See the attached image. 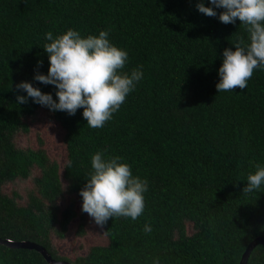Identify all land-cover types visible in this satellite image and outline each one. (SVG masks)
<instances>
[{
  "label": "trees",
  "instance_id": "trees-1",
  "mask_svg": "<svg viewBox=\"0 0 264 264\" xmlns=\"http://www.w3.org/2000/svg\"><path fill=\"white\" fill-rule=\"evenodd\" d=\"M201 0H0V238L42 245L74 264H240L248 244L264 237V185L245 194L247 175L264 165V70L243 91L219 92L223 52L248 35L197 10ZM212 7L209 0H202ZM69 28L82 36L109 32L128 52L124 71L143 78L102 128L83 109L51 111L16 85L30 82L57 100L47 75L48 43ZM42 62V63H41ZM63 129L66 158L49 154L38 122ZM107 149L148 181L143 215L110 218L106 242L85 244L90 217L81 189L91 157ZM69 162L71 164L69 165ZM77 219L69 254L59 243ZM151 231L146 233L144 225ZM0 264H50L35 248L0 243ZM247 264H264L257 244Z\"/></svg>",
  "mask_w": 264,
  "mask_h": 264
},
{
  "label": "clouds",
  "instance_id": "clouds-1",
  "mask_svg": "<svg viewBox=\"0 0 264 264\" xmlns=\"http://www.w3.org/2000/svg\"><path fill=\"white\" fill-rule=\"evenodd\" d=\"M212 7L197 3V10L209 17H216L224 24H235L239 20L248 35V42L241 38L234 44L235 50L225 49L223 62L218 70L220 77L216 88L219 92L244 90L256 69L264 70V0H209ZM43 49L48 55L47 75L37 73L36 81L54 85L57 100L49 93H43L30 82L16 85L27 96H17V102L24 104L28 98L51 111H64L75 115L83 109L87 126L102 128L113 118L125 103L127 96L143 78L142 66L124 71L128 63V52L109 40V32L102 30L82 36L69 28L65 33L53 37L45 33ZM42 63V62H41ZM107 149L97 151L91 157L92 172L81 189L82 211L87 213L100 228L110 218H131L137 220L144 213L148 181L133 175L131 166L119 156H107ZM71 162H69V165ZM255 172L247 175L243 193L257 192L264 185V165L256 164ZM146 233L151 231L144 225ZM10 240V239H9ZM159 264V258L153 260Z\"/></svg>",
  "mask_w": 264,
  "mask_h": 264
},
{
  "label": "rangeland",
  "instance_id": "rangeland-1",
  "mask_svg": "<svg viewBox=\"0 0 264 264\" xmlns=\"http://www.w3.org/2000/svg\"><path fill=\"white\" fill-rule=\"evenodd\" d=\"M33 130L39 131L45 139V146L50 155L57 157L59 161L66 158V146L63 142V129L56 122H38L33 124ZM77 225L74 219L69 225L66 238L59 243V249L63 254H69L72 247L73 233ZM87 235L84 238L85 244H103L106 242L102 228L94 223L92 218L87 225Z\"/></svg>",
  "mask_w": 264,
  "mask_h": 264
},
{
  "label": "water",
  "instance_id": "water-1",
  "mask_svg": "<svg viewBox=\"0 0 264 264\" xmlns=\"http://www.w3.org/2000/svg\"><path fill=\"white\" fill-rule=\"evenodd\" d=\"M0 243L10 245V246H15V247L35 248L43 254V256L46 258V260L50 264H74L72 262H68L65 260L59 261V260L53 259L51 254L47 252L45 247H43L40 244L34 243V242H29V241L14 242V241H11L9 239H1L0 238ZM259 243L264 245V237H257L248 244V246L246 247V249L242 255V258L240 260V264H247L248 257L250 255V253L252 252L254 247Z\"/></svg>",
  "mask_w": 264,
  "mask_h": 264
}]
</instances>
